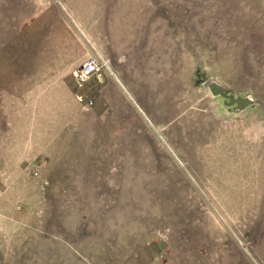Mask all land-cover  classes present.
<instances>
[{
    "label": "rangeland",
    "instance_id": "1",
    "mask_svg": "<svg viewBox=\"0 0 264 264\" xmlns=\"http://www.w3.org/2000/svg\"><path fill=\"white\" fill-rule=\"evenodd\" d=\"M0 264H264V0H0Z\"/></svg>",
    "mask_w": 264,
    "mask_h": 264
},
{
    "label": "built area",
    "instance_id": "2",
    "mask_svg": "<svg viewBox=\"0 0 264 264\" xmlns=\"http://www.w3.org/2000/svg\"><path fill=\"white\" fill-rule=\"evenodd\" d=\"M106 68L103 60L98 56L89 57L79 68L73 72L74 79L78 82H84L93 75H99ZM92 102H89L91 104Z\"/></svg>",
    "mask_w": 264,
    "mask_h": 264
},
{
    "label": "water",
    "instance_id": "3",
    "mask_svg": "<svg viewBox=\"0 0 264 264\" xmlns=\"http://www.w3.org/2000/svg\"><path fill=\"white\" fill-rule=\"evenodd\" d=\"M209 88H210L212 94H220V93H218V87L216 84L215 85L213 84ZM229 103L230 104L235 103L237 110H244L245 108L253 105V100L251 98H248V97H245V98H241V97L232 98V97H230Z\"/></svg>",
    "mask_w": 264,
    "mask_h": 264
},
{
    "label": "crops",
    "instance_id": "4",
    "mask_svg": "<svg viewBox=\"0 0 264 264\" xmlns=\"http://www.w3.org/2000/svg\"><path fill=\"white\" fill-rule=\"evenodd\" d=\"M96 16H98V15H96ZM86 42H87V41H86ZM94 47H95V50H97V53H98V50H99L98 47H97V46H94ZM54 53H55V52H54ZM68 54H69L68 51H67L66 53H64V55H61V54L59 55V54H58V56H57V57H58L57 60H60V59H61V60L64 62V64H65L66 66H68V65H69V66L74 65V63H76V61H73V60L71 61V57H72V56L69 57ZM94 55H99V54H94ZM94 55H92V56H94ZM55 56H56V55H55ZM89 57H91V56H89ZM99 57L102 59V57H101L100 55H99ZM87 59H88V58H87ZM83 63H84V62H83ZM83 63H81L78 67H76V69L79 68ZM76 69L74 68L72 71L74 72ZM87 80H88V79H87ZM87 80H86V81H87ZM86 81H84V82H86ZM109 81L112 82L111 79H109ZM84 82H83V83H84Z\"/></svg>",
    "mask_w": 264,
    "mask_h": 264
}]
</instances>
